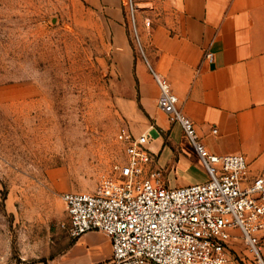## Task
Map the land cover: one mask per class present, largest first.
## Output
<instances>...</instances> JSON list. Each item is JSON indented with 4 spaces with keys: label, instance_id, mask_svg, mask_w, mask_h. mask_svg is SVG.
Returning a JSON list of instances; mask_svg holds the SVG:
<instances>
[{
    "label": "rangeland",
    "instance_id": "obj_1",
    "mask_svg": "<svg viewBox=\"0 0 264 264\" xmlns=\"http://www.w3.org/2000/svg\"><path fill=\"white\" fill-rule=\"evenodd\" d=\"M159 2L134 0L137 25ZM127 32L145 57L128 0H0V264L104 255L99 236L71 234L63 196L94 191L126 161L118 133H134L141 107L127 87Z\"/></svg>",
    "mask_w": 264,
    "mask_h": 264
},
{
    "label": "crops",
    "instance_id": "obj_2",
    "mask_svg": "<svg viewBox=\"0 0 264 264\" xmlns=\"http://www.w3.org/2000/svg\"><path fill=\"white\" fill-rule=\"evenodd\" d=\"M150 19V27L145 19ZM145 57L136 56L127 32V87L139 91L135 135L150 134L151 167L170 187L206 181L208 174L179 123L158 106L159 89L149 65L167 78L179 107L214 154H243L254 170L264 166V0H160L138 22ZM213 52L214 58H206ZM216 129V131H214ZM225 264H255L238 231ZM107 247L99 263L112 256ZM79 239V240H80ZM78 240V241H79ZM264 255V239L262 247ZM97 264V263H96Z\"/></svg>",
    "mask_w": 264,
    "mask_h": 264
},
{
    "label": "built area",
    "instance_id": "obj_3",
    "mask_svg": "<svg viewBox=\"0 0 264 264\" xmlns=\"http://www.w3.org/2000/svg\"><path fill=\"white\" fill-rule=\"evenodd\" d=\"M128 3L140 40L134 0ZM145 24L150 27L151 20ZM205 56L213 60L214 53ZM149 69L159 89V108L181 125L208 179L167 186L151 167L150 134L122 128L118 140L126 161L116 164L113 175L103 177L94 191L63 196L71 234H106L112 242L106 264H225L238 231L255 264H264V166L254 170L243 154L211 153L180 109L169 80Z\"/></svg>",
    "mask_w": 264,
    "mask_h": 264
}]
</instances>
